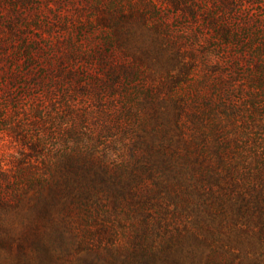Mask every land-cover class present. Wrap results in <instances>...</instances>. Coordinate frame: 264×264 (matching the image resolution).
<instances>
[{"label": "rangeland", "instance_id": "1", "mask_svg": "<svg viewBox=\"0 0 264 264\" xmlns=\"http://www.w3.org/2000/svg\"><path fill=\"white\" fill-rule=\"evenodd\" d=\"M172 1L0 0V79L22 75L8 84L12 105L0 97V124L45 122L59 153L71 139L63 122L82 128L91 160L128 191L120 203L153 200L152 226L211 238L213 259L232 254L231 243L245 263L264 264L261 226L221 219L214 198L229 201L231 184L245 191L264 177V56H240L239 46L217 40L210 1L196 14ZM160 103L174 113L166 125L154 115ZM20 150L0 132L5 163ZM105 212L77 208L69 219L75 232L97 235L89 227ZM121 216L118 231L131 236L140 216Z\"/></svg>", "mask_w": 264, "mask_h": 264}, {"label": "trees", "instance_id": "2", "mask_svg": "<svg viewBox=\"0 0 264 264\" xmlns=\"http://www.w3.org/2000/svg\"><path fill=\"white\" fill-rule=\"evenodd\" d=\"M178 1L172 3L176 5ZM180 1L193 14L210 1L216 15L208 21L218 30L217 40L239 46L240 56H264V0ZM261 73L264 76V67ZM20 78L21 74H12L6 80L0 79L4 106L12 105L14 99L9 82ZM33 80L41 84L38 79ZM19 100L14 101L19 104ZM102 112L101 128L109 130L103 120L105 110ZM173 114L162 103L154 113L161 125L170 123ZM4 119L0 132L14 137L21 144V150L6 163L0 157V264H263L260 257L245 263L241 256L244 254L235 251L237 247L231 243L228 251L232 254L223 253L224 257L220 258L222 253L218 252V259H213L216 250L205 254L212 247L211 238L197 231L179 230L173 234L165 225L152 226L148 221L150 207L153 209L155 204L153 200L120 203L128 191L115 184L107 171L91 160L89 148L82 142L85 135L82 128L72 130V125L63 122L71 139L66 140L63 152L59 153L62 144L45 122L36 121L34 126L40 133L31 134V123L23 126ZM30 191L34 193L26 197ZM226 193L234 195L231 200L214 196L221 203L219 217L260 225L262 238L259 239L264 240V177L252 180L245 191L231 184ZM103 197L108 201L104 202ZM94 207L106 211L103 222L89 227L99 233L75 232L69 219L72 211ZM122 211L140 216L141 224L134 227L131 236L118 231V226L122 228L124 223L125 216L119 219ZM113 216L117 218L111 220ZM159 237L162 240L157 241ZM241 244L242 239H236V246ZM246 255L251 257L249 253Z\"/></svg>", "mask_w": 264, "mask_h": 264}]
</instances>
